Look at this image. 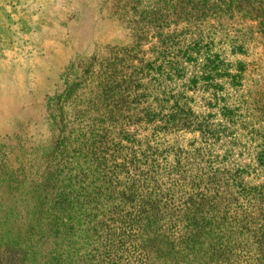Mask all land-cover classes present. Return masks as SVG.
Instances as JSON below:
<instances>
[{
    "label": "rangeland",
    "instance_id": "374dc122",
    "mask_svg": "<svg viewBox=\"0 0 264 264\" xmlns=\"http://www.w3.org/2000/svg\"><path fill=\"white\" fill-rule=\"evenodd\" d=\"M68 1L75 9L62 21L61 32L67 35L58 41L69 57L62 61L53 52L59 61H44L41 76L26 78L25 86H19L20 113L10 125L0 126V256L8 249H24L16 240L25 236L27 220L37 218L35 182L41 170L54 168L48 156L63 137L84 134L91 140L104 129L115 142L126 135L150 138L151 146L162 151L212 155L217 168L248 172L243 180L248 188H264V13L257 12L258 0H207L216 13L199 28L203 31H197L201 23L186 22L185 14L174 17L175 7L192 11L188 0ZM171 34L176 51L201 34L206 38L191 50V61L180 55L176 72L170 70L175 53L163 45ZM212 60L216 64L207 69ZM130 75L133 81L123 83ZM173 106L186 114L178 127L161 131V122L137 127L136 119L128 129L124 126L126 108L169 117ZM191 120L204 127L203 133L190 126ZM199 164L207 167L208 160L201 158ZM128 225L132 242L137 235ZM125 242L116 264H140L135 248ZM98 249L93 254L103 256ZM242 255L246 264L247 252ZM6 257L5 264L39 262L31 254Z\"/></svg>",
    "mask_w": 264,
    "mask_h": 264
},
{
    "label": "trees",
    "instance_id": "16d2710c",
    "mask_svg": "<svg viewBox=\"0 0 264 264\" xmlns=\"http://www.w3.org/2000/svg\"><path fill=\"white\" fill-rule=\"evenodd\" d=\"M187 5L192 6L190 13L175 7L174 17L185 14L186 22L201 23L197 31H203L199 28L216 13L214 7L207 0H188ZM257 6V12L264 13V0ZM204 37L201 34L194 44L176 51V36H168L163 45L175 53L171 72L179 71L180 55L191 61V50L200 48ZM216 62L212 60L207 69ZM130 76L123 83L133 81ZM172 109L168 117L162 111L126 108L124 126L131 127L130 121L136 119L137 127L161 122L158 128L167 131L181 125L186 115L180 106ZM195 121L190 126L202 132L204 127ZM105 132L102 129L91 140L84 134L72 140L63 137L52 147L48 157L54 168L41 170L35 182L37 218L27 220L25 236L16 240L25 247L3 251L0 264L12 253L23 258L31 254L39 260L36 264H116L114 258L125 241L135 248L140 264H243L244 252L246 264H264V188L245 186L248 172L217 168L212 155L197 150L162 151L151 146L150 138L130 135L115 142ZM201 158L208 160L207 167L199 164ZM127 223L137 235L132 242L126 235L132 231L124 226ZM100 247L104 255L93 254ZM19 264L29 263L22 259Z\"/></svg>",
    "mask_w": 264,
    "mask_h": 264
},
{
    "label": "crops",
    "instance_id": "0c3cea01",
    "mask_svg": "<svg viewBox=\"0 0 264 264\" xmlns=\"http://www.w3.org/2000/svg\"><path fill=\"white\" fill-rule=\"evenodd\" d=\"M71 6L68 0H0V126L3 128L20 113L19 86H25L24 80L41 76L44 61H59L60 56L64 61L69 57L59 47L58 39L67 35L61 32L60 25L74 11ZM58 63L54 67L60 69Z\"/></svg>",
    "mask_w": 264,
    "mask_h": 264
}]
</instances>
